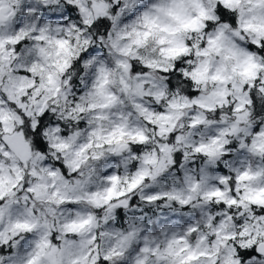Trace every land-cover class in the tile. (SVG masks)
Wrapping results in <instances>:
<instances>
[{
  "label": "snow or ice",
  "instance_id": "obj_1",
  "mask_svg": "<svg viewBox=\"0 0 264 264\" xmlns=\"http://www.w3.org/2000/svg\"><path fill=\"white\" fill-rule=\"evenodd\" d=\"M0 264H264V0H0Z\"/></svg>",
  "mask_w": 264,
  "mask_h": 264
}]
</instances>
